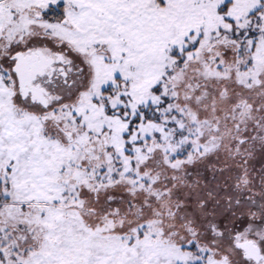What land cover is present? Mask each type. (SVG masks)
I'll use <instances>...</instances> for the list:
<instances>
[{
    "label": "snow or ice",
    "instance_id": "6c2138e0",
    "mask_svg": "<svg viewBox=\"0 0 264 264\" xmlns=\"http://www.w3.org/2000/svg\"><path fill=\"white\" fill-rule=\"evenodd\" d=\"M0 264H264V0H0Z\"/></svg>",
    "mask_w": 264,
    "mask_h": 264
}]
</instances>
